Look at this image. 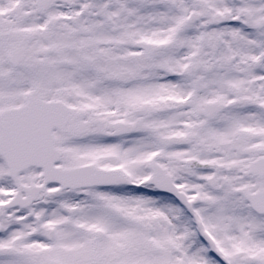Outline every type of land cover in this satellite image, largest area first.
Masks as SVG:
<instances>
[{"label":"snow or ice","instance_id":"1","mask_svg":"<svg viewBox=\"0 0 264 264\" xmlns=\"http://www.w3.org/2000/svg\"><path fill=\"white\" fill-rule=\"evenodd\" d=\"M0 264H264V0H0Z\"/></svg>","mask_w":264,"mask_h":264}]
</instances>
